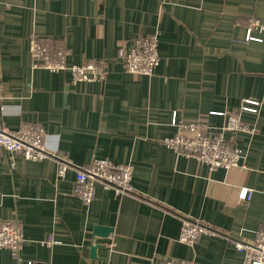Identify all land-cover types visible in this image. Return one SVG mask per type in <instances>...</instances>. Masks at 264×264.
Here are the masks:
<instances>
[{"label":"crops","instance_id":"0c3cea01","mask_svg":"<svg viewBox=\"0 0 264 264\" xmlns=\"http://www.w3.org/2000/svg\"><path fill=\"white\" fill-rule=\"evenodd\" d=\"M0 1V125L44 128L52 154L30 160L0 150V216L17 220L24 237L19 259L0 248V264H245L233 241L252 240L264 225V31L246 40L244 25L264 20V0ZM151 33L154 73H129L118 49ZM32 35L65 49L69 65L100 63L104 77L75 82L66 68L33 67ZM245 98L259 101L257 113L239 111ZM231 110L256 128L237 135L242 167L210 169L164 144L173 119L219 126L215 112ZM93 158L131 163L136 194L97 182L83 203L75 167ZM239 186L254 189L247 202ZM182 217L218 233L182 243ZM95 225L110 231L96 235Z\"/></svg>","mask_w":264,"mask_h":264},{"label":"built area","instance_id":"2783aa9c","mask_svg":"<svg viewBox=\"0 0 264 264\" xmlns=\"http://www.w3.org/2000/svg\"><path fill=\"white\" fill-rule=\"evenodd\" d=\"M1 7V1H0ZM245 39H258L254 32L264 31V20L249 16L245 21ZM158 38L156 33L135 36L127 49L119 48L118 58L124 64L126 71L132 74L152 75L159 63ZM28 49L32 66L48 70L68 69L72 80L92 81L101 80L105 70L95 61L81 64H67V51L61 47L54 48L50 44L40 41L32 35L28 40ZM258 100L245 98L239 106V111L257 113ZM239 111L215 112L224 116L219 126H213L206 121H177L172 120L176 131L172 136L164 139V144L176 154L192 157L205 164L210 169H230L242 167V149L235 144L238 133H255V127L245 122ZM214 113V112H213ZM45 131L40 126H31L22 123L17 129L10 130L0 125V150L17 152L24 158L40 160L51 157L46 148L43 137ZM65 163H60L58 175L63 176ZM133 165L131 163H115L107 158H93L89 163L75 167L73 193L85 204L94 196V187L97 182L104 188L112 189L116 194H136L131 184ZM264 192V185L262 187ZM254 189L239 186L237 199L247 202ZM218 231L199 220L182 217L178 240L191 244L203 234L214 235ZM24 237L20 223L15 219H3L0 216V248L10 250L14 258L19 259V250ZM48 242H53L48 237ZM235 249L243 254L245 264H264V225L255 232L252 240H234ZM149 264H193L182 258L161 257Z\"/></svg>","mask_w":264,"mask_h":264},{"label":"water","instance_id":"95a60500","mask_svg":"<svg viewBox=\"0 0 264 264\" xmlns=\"http://www.w3.org/2000/svg\"><path fill=\"white\" fill-rule=\"evenodd\" d=\"M110 231L109 227L102 226V225H95L93 229V233L99 236H106ZM92 253L95 251V246L91 247Z\"/></svg>","mask_w":264,"mask_h":264},{"label":"rangeland","instance_id":"374dc122","mask_svg":"<svg viewBox=\"0 0 264 264\" xmlns=\"http://www.w3.org/2000/svg\"><path fill=\"white\" fill-rule=\"evenodd\" d=\"M245 26V25H244ZM245 29H246V27H245Z\"/></svg>","mask_w":264,"mask_h":264}]
</instances>
